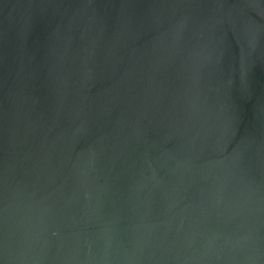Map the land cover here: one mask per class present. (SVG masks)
I'll return each instance as SVG.
<instances>
[{
    "label": "water",
    "instance_id": "water-1",
    "mask_svg": "<svg viewBox=\"0 0 264 264\" xmlns=\"http://www.w3.org/2000/svg\"><path fill=\"white\" fill-rule=\"evenodd\" d=\"M0 264H264V0H0Z\"/></svg>",
    "mask_w": 264,
    "mask_h": 264
}]
</instances>
